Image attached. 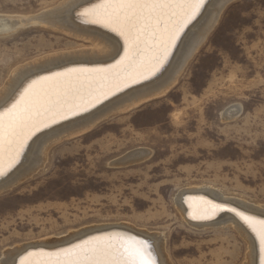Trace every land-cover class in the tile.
I'll return each mask as SVG.
<instances>
[{"label": "rangeland", "instance_id": "1", "mask_svg": "<svg viewBox=\"0 0 264 264\" xmlns=\"http://www.w3.org/2000/svg\"><path fill=\"white\" fill-rule=\"evenodd\" d=\"M60 1L0 0V14L31 16ZM39 23L0 34V88L16 66L91 45ZM207 36L164 93L53 142L37 170L0 191V259L16 244L131 223L160 232L174 264H238L236 233L190 226L175 200L203 187L264 206V0H231ZM233 105L238 114L224 118ZM140 149L149 153L120 161Z\"/></svg>", "mask_w": 264, "mask_h": 264}, {"label": "bare ground", "instance_id": "2", "mask_svg": "<svg viewBox=\"0 0 264 264\" xmlns=\"http://www.w3.org/2000/svg\"><path fill=\"white\" fill-rule=\"evenodd\" d=\"M230 1H209L204 11L201 12L202 14L184 30L186 35H182L180 41L177 42V46L171 50L167 63L155 76L150 79H141L129 86H122V89L117 90L115 94L109 93V95L101 97L100 100L94 103H88L86 100L87 108L80 111L79 115L69 114L68 118L59 119V122L52 124L51 127L37 131L27 141L26 150L24 148L21 155L23 157L22 161L21 157L19 158L20 164L17 163L19 165L9 172L6 179L0 180V191L11 187L16 181L37 170L45 162L47 150L53 142L86 130L109 112L126 109L164 93L176 81L192 54L205 41V39H201V34L205 31L208 33L211 31L209 29H212L218 21L216 18L217 12L220 16L221 11ZM97 2L98 0H76L80 7L71 14L65 11L64 8L68 0H61L55 6L46 8L40 13L31 14V16L0 14V34L10 32L11 29L32 21L58 28L74 37L88 40L91 44L72 51L47 54L41 60H35L37 62L31 61L30 63V60L27 61L28 64L26 65L21 63L24 66H16L13 75L5 83L6 85L0 88V91L5 89L9 82L13 81L17 73H19L18 80H23L25 77L34 78V74L37 73L43 75L45 74L42 71L43 69L51 71L84 69L86 70L85 75H87V71L92 69L115 64L116 60L120 58L117 52L120 55H123L124 52L123 39L117 33L102 27L100 24L88 23L86 20L78 18V13L81 10ZM88 99L92 98L89 97ZM239 110V106L233 105L226 108L222 114L224 118L229 119L235 117ZM148 153L147 149H140L127 155L124 153L125 156H120L122 157L120 161L124 162L126 160L127 162V159H140ZM5 167H7V164H5ZM200 188L187 187L178 193L175 206H177L181 218L194 227L220 224L221 227L230 228L236 233V238L241 242L240 249L244 250L238 264H261L264 261V244L261 240L262 235H264V206L255 207L256 205L253 206L252 204L251 206L241 199H225L220 197L222 194L218 193V195L217 191L214 192L210 188ZM213 205L235 208L251 219L245 222L234 213L226 210L220 211L214 208ZM97 237H112L113 242L116 244H129L133 238L146 240L153 245L152 258L156 264H174L168 254L166 240L160 232H149L147 229L135 227L131 223L81 227V229L68 232L65 236L57 238H51L50 236V238L47 237L48 239L26 242L20 246L16 244L11 249L8 247L9 250L5 254L15 256L17 261L21 257H26L29 264H58V261L65 259L63 250L85 242L94 243V238ZM29 253H31L30 256L27 255Z\"/></svg>", "mask_w": 264, "mask_h": 264}, {"label": "snow or ice", "instance_id": "3", "mask_svg": "<svg viewBox=\"0 0 264 264\" xmlns=\"http://www.w3.org/2000/svg\"><path fill=\"white\" fill-rule=\"evenodd\" d=\"M207 3L208 0H98L81 10L78 18L100 24L123 39V55L117 52L120 58L115 64L92 69L87 75L84 69H43V75L37 73L34 78L18 80L19 73L16 74L0 91V180L6 179L19 163L27 141L37 131L69 114L79 115L87 108L86 100L94 103L109 93L115 94L122 86L155 76ZM79 7L76 0H68L64 6L69 14ZM207 35V31L203 32L201 39ZM213 207L232 212L245 222L251 219L235 208ZM261 240L264 244V235ZM94 241L63 250L65 259L58 264H156L153 245L146 240L133 238L129 244H116L112 237H97ZM0 264L29 261L26 257L17 261L6 253Z\"/></svg>", "mask_w": 264, "mask_h": 264}]
</instances>
